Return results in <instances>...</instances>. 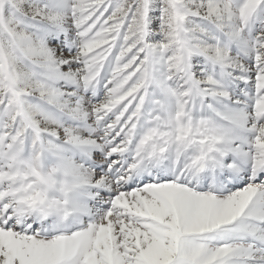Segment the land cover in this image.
Instances as JSON below:
<instances>
[{
    "label": "snow or ice",
    "instance_id": "obj_1",
    "mask_svg": "<svg viewBox=\"0 0 264 264\" xmlns=\"http://www.w3.org/2000/svg\"><path fill=\"white\" fill-rule=\"evenodd\" d=\"M0 264H264V0H0Z\"/></svg>",
    "mask_w": 264,
    "mask_h": 264
}]
</instances>
